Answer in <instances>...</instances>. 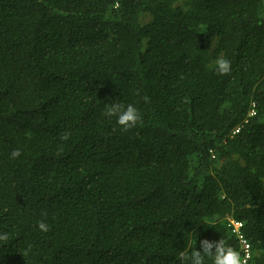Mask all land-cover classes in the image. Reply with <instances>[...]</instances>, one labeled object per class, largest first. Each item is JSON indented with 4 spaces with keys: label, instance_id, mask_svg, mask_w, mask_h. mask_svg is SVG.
<instances>
[{
    "label": "trees",
    "instance_id": "obj_1",
    "mask_svg": "<svg viewBox=\"0 0 264 264\" xmlns=\"http://www.w3.org/2000/svg\"><path fill=\"white\" fill-rule=\"evenodd\" d=\"M227 219L264 264V0H0V264H182Z\"/></svg>",
    "mask_w": 264,
    "mask_h": 264
},
{
    "label": "clouds",
    "instance_id": "obj_2",
    "mask_svg": "<svg viewBox=\"0 0 264 264\" xmlns=\"http://www.w3.org/2000/svg\"><path fill=\"white\" fill-rule=\"evenodd\" d=\"M215 71L218 75H227L231 71V61L224 55L218 56L214 60ZM148 98L145 97V102ZM251 113L250 115H252ZM105 115L108 117H115L118 126L124 132L135 129L138 125L142 124L143 118L140 111L132 104L124 105L122 103H112L106 108ZM238 132V129L236 130ZM70 138V133H64L61 135V139L67 141ZM22 155L19 149L14 150L11 153V158L16 159ZM37 227L40 232L47 233L50 231V226L46 221L40 220L37 222ZM9 234L7 232L0 233V242H8ZM250 245H246V248L250 249ZM200 250L193 249L190 254L186 252L180 253V260L182 264H205V258H209L212 264H248L251 259L250 252L246 251V254L242 257L241 252L236 248L228 244L225 239L221 238L218 241H208L207 239L200 241ZM31 249L25 250V254Z\"/></svg>",
    "mask_w": 264,
    "mask_h": 264
},
{
    "label": "built area",
    "instance_id": "obj_3",
    "mask_svg": "<svg viewBox=\"0 0 264 264\" xmlns=\"http://www.w3.org/2000/svg\"><path fill=\"white\" fill-rule=\"evenodd\" d=\"M227 221H228V227L230 229L231 234L235 235L239 241V246H240L239 251L241 252V256L243 257L246 254V251L250 252L251 254L250 249L246 248V245H249V244L241 233L242 223L234 221L232 219H227ZM249 261H248V264H250Z\"/></svg>",
    "mask_w": 264,
    "mask_h": 264
}]
</instances>
